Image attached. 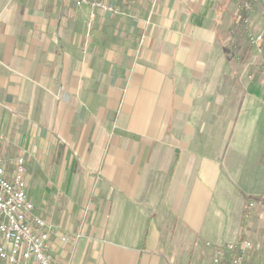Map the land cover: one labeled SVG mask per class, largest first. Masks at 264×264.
Returning a JSON list of instances; mask_svg holds the SVG:
<instances>
[{"label": "crops", "instance_id": "obj_1", "mask_svg": "<svg viewBox=\"0 0 264 264\" xmlns=\"http://www.w3.org/2000/svg\"><path fill=\"white\" fill-rule=\"evenodd\" d=\"M100 1L120 14L88 27L86 5L0 0V157H23L51 254L213 264L248 239L244 264H264V54L233 41L243 0Z\"/></svg>", "mask_w": 264, "mask_h": 264}, {"label": "built area", "instance_id": "obj_2", "mask_svg": "<svg viewBox=\"0 0 264 264\" xmlns=\"http://www.w3.org/2000/svg\"><path fill=\"white\" fill-rule=\"evenodd\" d=\"M90 9L88 27L95 11L119 15L120 10L100 0H69ZM264 0H243L237 7V21L245 30L250 46L259 49L264 34L252 31V16ZM27 170L23 157H0V262L5 264H58L50 252L51 224L34 214L27 192ZM65 241V240H63ZM253 244L244 239L214 250L213 264H244Z\"/></svg>", "mask_w": 264, "mask_h": 264}, {"label": "rangeland", "instance_id": "obj_3", "mask_svg": "<svg viewBox=\"0 0 264 264\" xmlns=\"http://www.w3.org/2000/svg\"><path fill=\"white\" fill-rule=\"evenodd\" d=\"M235 7H238L240 5V2H236L234 3ZM256 15H257V22H255L254 24H252V31L255 32V28L258 26L261 27V25H264V7H256ZM234 31V35L233 37V41L237 43L238 46L237 47V51L240 54L239 56L242 57V53H244L245 55H248V51H250L249 49H251L252 46L249 45L247 38H246V33L245 30L243 28L240 27V24L238 23L235 28L233 29ZM260 55L264 54V42L261 45V47L259 48Z\"/></svg>", "mask_w": 264, "mask_h": 264}]
</instances>
